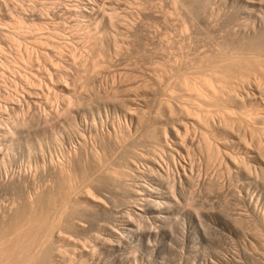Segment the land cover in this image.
<instances>
[{
    "label": "rangeland",
    "instance_id": "obj_1",
    "mask_svg": "<svg viewBox=\"0 0 264 264\" xmlns=\"http://www.w3.org/2000/svg\"><path fill=\"white\" fill-rule=\"evenodd\" d=\"M205 1L96 0L87 7L85 0H6L7 7L0 6V32L15 40L3 44L0 36V127L30 118L27 105H17L22 85L16 74L31 66L51 70L38 75V105L29 109L60 114L13 139L0 134L3 149L16 156L0 180L84 149V163L72 177L74 196L66 206L56 203L50 225L26 221L15 231L10 219L0 226V264L264 262V223L237 201L244 181L231 172L223 150L210 151L207 135L195 126L180 129L184 145L170 134L179 116L167 104H183L191 91L180 83L183 75L199 77L198 58L212 50L236 53L232 36L250 24L237 8ZM97 8L106 15L115 10L112 27L107 20L91 26L86 12ZM20 10L45 17L48 25L39 35L49 37L54 50L47 61L33 54L31 65L23 63L34 35L19 39L14 33ZM120 23L143 30L130 34ZM115 41L122 46L118 54ZM179 155L184 172L173 165ZM254 170L264 187V171ZM18 197L0 189V213Z\"/></svg>",
    "mask_w": 264,
    "mask_h": 264
},
{
    "label": "bare ground",
    "instance_id": "obj_2",
    "mask_svg": "<svg viewBox=\"0 0 264 264\" xmlns=\"http://www.w3.org/2000/svg\"><path fill=\"white\" fill-rule=\"evenodd\" d=\"M85 1L87 7L96 2V0ZM220 1L225 5L237 8V13L242 18H247L250 24L243 29L240 28L238 33L232 36L236 41V46H234L236 53L219 49L212 50L211 54L198 58L199 77L195 79L187 78V74L183 75L184 79L180 83L187 89L191 88L192 93L189 91L188 95H185L188 101L180 100L184 102L183 104L177 105L174 101L167 104L166 110H174L177 117L179 116L175 122L178 129H176V133L171 130L170 134L184 145L187 142H185V139L180 138V129H187L191 126L202 129L207 135L206 146H208V149L213 152L223 150V157L227 159L231 172L244 181L240 185L242 187L240 192L243 191L244 194L237 201L242 204L247 212L257 215L264 223V187L257 184L259 183L255 179L257 175L253 173L254 169L264 171V43H262L264 40V0L260 4H256L252 0ZM175 2L178 3L177 0ZM0 6L7 7L6 0H0ZM23 11L20 10L16 13L19 15V22L13 28L14 33L18 35L19 39L25 33H33L34 37L32 39L34 41L31 44L32 48L27 49L25 52L26 58H22V61L27 65H31L33 54H38L47 61L50 56H54V50L48 48L53 41L45 35H39L48 25L45 22V17L37 10L33 11L30 16L27 11H24L25 14ZM86 14L88 20L92 21L91 26L106 20L108 26H113L115 10L106 15L102 8H97L90 9ZM29 17H32V19ZM120 24L121 28L130 34L141 29L140 24ZM0 36H2L3 44L15 41L9 35H4L1 32ZM96 44L99 46V53L102 50L103 53H106L100 43ZM113 44L116 54H118V51L122 49L120 48L121 45L118 44V41ZM2 49L3 46L0 44V52ZM50 70L44 68L41 72L50 73ZM41 72L37 69L32 70L31 66L29 72L20 70L16 74L19 83L22 85V94L17 100V105L22 107L21 103H25L27 105L25 115L30 116V118L22 119L20 122H13L12 120L13 123L4 130L0 127V134L2 133L5 139H13L18 131L24 132L25 128L31 126L39 127L42 124L49 123L54 118L60 117L59 110L43 115L42 110L40 113L35 109L30 110L32 107L30 105L38 103L35 101L39 98L37 96L39 93H36L40 89H38V85L42 86V80L38 77ZM187 91L184 93L186 94ZM34 94H36V98ZM182 97L180 96L179 99ZM14 108L15 104L12 105L10 110ZM66 111L69 113L71 111L70 107H67ZM49 130V128H40L42 132ZM92 130H96L95 124L90 125V131ZM2 136L0 135V137ZM59 141L56 138L54 142L59 145ZM5 142L7 141L5 140ZM191 144H193V141H191ZM3 146V143H1L0 172L3 173V176H8L7 168L10 167L16 156L10 148L5 151ZM183 149H186V147H183ZM83 151L84 149L79 146L74 152H69L64 161H50L48 164L36 165L33 170H25V172H20L15 176L2 178L0 189L18 192L19 197L0 213V226L9 222L10 219L15 220V231L21 229L23 227L21 225L26 221L31 225L33 223L34 226L40 222H43L46 226L50 225L57 212L54 209L56 203L61 202L66 206L74 196L75 187L72 184V177L84 163H82ZM183 161L184 158L180 155L173 159L175 170L180 167L183 172L185 171L186 164ZM37 179H40V184L37 183ZM213 183L215 184V182ZM149 210L156 216L164 214L161 210H152L151 208ZM231 215L230 212L227 217L230 218ZM12 227L9 226V228ZM232 261L233 259L229 260L226 257L223 260L225 264L232 263Z\"/></svg>",
    "mask_w": 264,
    "mask_h": 264
}]
</instances>
